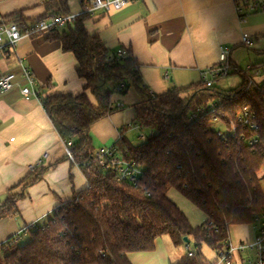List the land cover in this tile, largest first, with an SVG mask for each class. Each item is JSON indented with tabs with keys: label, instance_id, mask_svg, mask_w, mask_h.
Listing matches in <instances>:
<instances>
[{
	"label": "trees",
	"instance_id": "trees-1",
	"mask_svg": "<svg viewBox=\"0 0 264 264\" xmlns=\"http://www.w3.org/2000/svg\"><path fill=\"white\" fill-rule=\"evenodd\" d=\"M42 6L44 14L36 19L26 20L22 12H14L1 21L21 25L70 14L68 0L44 1ZM90 17L81 14L61 28L38 34L59 42L62 52L72 55L75 75L82 81L77 93L43 95L50 84L37 92L72 157L64 159L79 168L85 187L58 201L43 222L28 227L25 243L18 244L22 234L7 238L0 245V264H131L129 254L154 251L156 240L163 236L174 247L186 244L183 238L193 243V256L185 255L174 264H215L231 227L258 229L264 224V85L249 84L250 75L227 56L214 67H228L225 77L239 76L236 87L219 89L216 83L223 77L218 75L210 87L200 79L153 95L142 85L138 64L129 52L119 49L120 56L87 31ZM130 85L140 97L130 126L146 128L150 134L133 146L122 128L102 167L90 128L121 108L111 98L124 95ZM210 105L213 111L207 110ZM198 109L204 112L198 114ZM239 117L248 124H241ZM232 126L233 134L218 135ZM115 160L132 163L130 180H116ZM43 170L31 171L17 184L18 192L6 195L0 219L18 216L16 202ZM169 190L203 214L201 225L190 224L168 198ZM202 246L215 253L214 260L204 258Z\"/></svg>",
	"mask_w": 264,
	"mask_h": 264
},
{
	"label": "crops",
	"instance_id": "crops-1",
	"mask_svg": "<svg viewBox=\"0 0 264 264\" xmlns=\"http://www.w3.org/2000/svg\"><path fill=\"white\" fill-rule=\"evenodd\" d=\"M81 1L68 0L70 14L79 13ZM250 1L264 4V0ZM43 2L0 0V21L14 12H22L26 20L36 19L44 14ZM236 5L244 9L242 0H136L119 11L93 14L85 26L107 49L131 54L142 85L153 95L199 82L207 68L219 63L223 48L237 68L258 66L260 74L249 75L255 84H263L264 10L242 15ZM243 35L252 40L249 47L241 43ZM20 66L31 71L36 89L50 84L43 88V95L82 89L72 55L62 52L59 42L47 41L45 34L21 40L13 55L0 60L3 72L18 76ZM111 101L122 107L90 128L95 149L111 147L122 128L132 145V129L137 130L130 126L140 103L135 89L130 85L124 95L115 94ZM65 149L38 99L25 100L17 89L0 92V204L8 193L21 189L17 184L31 172L29 165L41 159L38 168L44 169L16 202L18 216L0 219V245L9 237L27 236V228L43 222L58 201L70 199L85 187L79 168L64 159ZM251 233L245 230L238 241L252 239L255 234ZM127 257L131 264H169L166 252L158 248Z\"/></svg>",
	"mask_w": 264,
	"mask_h": 264
},
{
	"label": "built area",
	"instance_id": "built-area-1",
	"mask_svg": "<svg viewBox=\"0 0 264 264\" xmlns=\"http://www.w3.org/2000/svg\"><path fill=\"white\" fill-rule=\"evenodd\" d=\"M49 1V0H44ZM136 0H82L80 5V10L78 14H67L51 16L48 15L45 19L30 23L16 25L15 23L4 24L0 21V60L7 55H13L18 43L23 39H29L40 33H45L52 31L57 28L63 27L67 22H72L78 15H90L95 13L103 12L109 13L112 11H119L126 5L134 2ZM244 9L242 10L239 5H236V11L238 14L247 15L257 10H264V4L257 3L250 0H242ZM241 43L249 47L252 44V40L247 36L243 35ZM118 55H123L121 51H118ZM228 56V49L223 48L219 53V62L223 63L226 61ZM227 68L220 70L219 67L207 68L201 76V79L205 82L207 87L212 84V79L218 75L225 77L227 74ZM244 74L259 75L260 68H253L252 66H246ZM167 79L166 74L164 75ZM249 84H253L252 78H249ZM260 85H264L260 84ZM17 89L19 94L25 99L35 98L39 100L37 89L35 88V82L31 71L20 66V73L17 76L15 73L3 72L0 70V92L6 93L11 90ZM118 107H122L121 104ZM214 106L210 105L207 110L213 111ZM204 112L203 109H198L197 113L201 114ZM195 116V115H193ZM238 120L241 124L247 125L248 120L246 118L239 117ZM255 128V126H251ZM235 132V126H232L230 131L222 134H233ZM110 150L108 148H98L95 152L100 166L105 165V159L109 157ZM65 155L69 160H72L70 153L65 149ZM46 154L42 155L45 158ZM115 165L116 170V180H130L132 178V163L128 164L121 161H114L112 163ZM41 165V159H39L35 164L29 165L28 170L33 171ZM257 233L250 240L233 242L230 238L223 242L222 251L218 252L217 262L215 264H231L236 262L237 264H264V224L257 229ZM186 252L188 257H192L194 252L189 249V244H185Z\"/></svg>",
	"mask_w": 264,
	"mask_h": 264
},
{
	"label": "rangeland",
	"instance_id": "rangeland-1",
	"mask_svg": "<svg viewBox=\"0 0 264 264\" xmlns=\"http://www.w3.org/2000/svg\"><path fill=\"white\" fill-rule=\"evenodd\" d=\"M261 2V0L259 1ZM246 66V65H245ZM245 66L241 67V70H245ZM240 83V78L237 75H229L227 77H223L220 79L216 86L219 89L222 90H229L234 87H236ZM217 129V128H216ZM140 134L143 136V138H138ZM150 134V131L146 128L133 130L132 129V145L137 146L140 143H142L146 136ZM168 198L184 213L188 221L192 226H198L201 225L204 221V216L199 211H197L190 203H188L183 197H181L176 191L169 190L167 193ZM261 222H264V218L261 219ZM259 224L256 222L254 227H257ZM246 230L251 234H256L257 229L252 228L251 226L248 228H242V227H236L233 226L229 229V238L236 242L238 241V238L243 236V232ZM28 240V236H22L20 237L18 244H23ZM155 248L161 249L164 253L167 254V263L174 264L179 259L187 255L185 244L179 247H174L169 238L167 236L161 237V239H158L156 242ZM189 249L193 251V243L189 242ZM201 253L204 256V258L208 261H212L215 259L216 255L213 251L208 249L205 246L201 247Z\"/></svg>",
	"mask_w": 264,
	"mask_h": 264
},
{
	"label": "water",
	"instance_id": "water-1",
	"mask_svg": "<svg viewBox=\"0 0 264 264\" xmlns=\"http://www.w3.org/2000/svg\"><path fill=\"white\" fill-rule=\"evenodd\" d=\"M183 242L187 243V242H188V240H187L186 238H183Z\"/></svg>",
	"mask_w": 264,
	"mask_h": 264
}]
</instances>
